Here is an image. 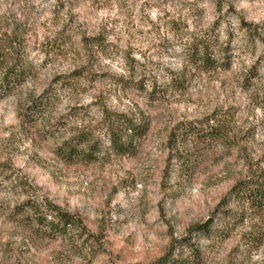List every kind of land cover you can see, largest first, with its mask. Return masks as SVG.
I'll return each instance as SVG.
<instances>
[{
	"label": "rangeland",
	"instance_id": "374dc122",
	"mask_svg": "<svg viewBox=\"0 0 264 264\" xmlns=\"http://www.w3.org/2000/svg\"><path fill=\"white\" fill-rule=\"evenodd\" d=\"M13 32L32 74L0 98V264H150L182 237L190 264H264V221L222 203L264 178V0H0ZM130 116L146 130L118 155L106 121ZM78 130L95 160L57 150ZM26 199L91 236L32 223Z\"/></svg>",
	"mask_w": 264,
	"mask_h": 264
},
{
	"label": "trees",
	"instance_id": "16d2710c",
	"mask_svg": "<svg viewBox=\"0 0 264 264\" xmlns=\"http://www.w3.org/2000/svg\"><path fill=\"white\" fill-rule=\"evenodd\" d=\"M18 37L15 32L11 34L0 33V98L9 95L15 89L23 85L30 77V64L23 60V51L18 46ZM17 42V43H16ZM208 55H204L203 61H208ZM48 99L39 96L29 100L25 108L30 111V118L40 120L43 116ZM24 112V111H23ZM105 122V121H104ZM105 134L111 149L118 155L127 154L132 150L136 141L145 132L146 126L135 117L108 119L106 121ZM210 132H214L218 125L209 124ZM216 126V127H215ZM221 131L219 134H223ZM97 141H92L82 131H76L74 135L61 140L57 150L62 157L71 159L83 157L84 160L93 161L98 152ZM17 186L25 189V185L19 182ZM228 196L222 199V203L236 202L243 206L245 211H239L237 222L241 223L246 216L259 217L264 221V178H246L238 180L228 191ZM231 197V200H230ZM22 207L29 212V220L52 233L66 236L70 232H76L79 237L87 232L80 217L63 210L48 201L37 203L26 199ZM229 212L224 213V216ZM223 216V217H224ZM226 218V217H224ZM213 218L198 224L194 229L201 234H208L212 228ZM224 224V223H223ZM191 252L193 260L197 259V248L186 238H171L165 252L150 264H190V259L185 256V251ZM195 257V259H194Z\"/></svg>",
	"mask_w": 264,
	"mask_h": 264
}]
</instances>
